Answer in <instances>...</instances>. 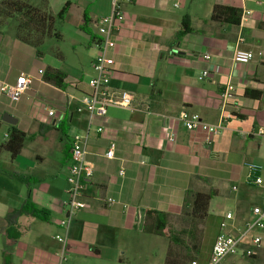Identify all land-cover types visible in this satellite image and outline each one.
I'll return each mask as SVG.
<instances>
[{
  "label": "crops",
  "instance_id": "obj_1",
  "mask_svg": "<svg viewBox=\"0 0 264 264\" xmlns=\"http://www.w3.org/2000/svg\"><path fill=\"white\" fill-rule=\"evenodd\" d=\"M23 1L55 16L70 4L65 20L57 24L67 28L69 36L61 34L57 43L70 40L72 61L61 47L58 61L46 59L40 48L15 35L14 23L0 29V86L14 84L21 74L32 78L19 103L0 94V144L8 141L13 128L26 134L17 158L0 155V229L8 225L6 216L27 201L35 211L14 222L18 240H6L0 232V264H83L91 258L125 264L130 262L126 253L135 256L139 248L142 253L149 249L143 233L147 210L181 216L188 189L216 193L204 223L214 232L213 241L197 259L205 263L225 213L243 223L253 207H264V184L246 181L249 163L261 165L264 178V0H119L110 88L131 93L133 108H109L105 118L91 122L76 108L90 93L89 80L95 75V24L111 14L113 0ZM216 5L241 10L240 23L214 21ZM247 11L251 14L243 17ZM86 46L91 74L85 73ZM237 49L252 52L254 59L236 63ZM48 68L67 75L66 88L44 81ZM204 71L210 73L207 78L202 77ZM228 84L234 91L224 99ZM48 110L56 116L49 117ZM183 110L210 124L226 118L225 128L207 141L204 132L187 131L177 120ZM6 114L17 124L6 123ZM77 135L87 137L85 164L93 176L84 181L87 206L67 230L60 222L68 199L71 142ZM112 142L114 158L108 159ZM261 234L264 243V231ZM263 260L264 245L253 258L236 255L222 264Z\"/></svg>",
  "mask_w": 264,
  "mask_h": 264
},
{
  "label": "built area",
  "instance_id": "obj_2",
  "mask_svg": "<svg viewBox=\"0 0 264 264\" xmlns=\"http://www.w3.org/2000/svg\"><path fill=\"white\" fill-rule=\"evenodd\" d=\"M176 7L179 3L175 4ZM245 12L244 16L250 15ZM121 15L119 0L112 1V12L110 15L102 17L96 22L97 37L95 45L97 54L92 63L95 75L89 80L90 93L85 94L78 102L76 111L78 113H87L90 122L94 119H103L107 116L109 108L132 109L134 96L126 91L115 93L110 88L111 72L115 64L111 54L116 47V33L119 30L118 20ZM205 59L211 60L209 55ZM233 59L236 63L248 64L254 59V54L249 51L237 49L234 52ZM43 75V71H39ZM209 71H204L202 77L207 78ZM32 84V78L21 74L17 77L14 84H3L0 86V94L8 97L13 104L21 101L23 95L29 90ZM234 87L227 85L223 97L230 98ZM48 116L54 118L56 113L54 110H48ZM177 120L183 127L190 132L200 130L206 134V140L210 141L213 136L219 135L225 128L226 118H221L218 123L210 124L202 120L197 113H191L183 110L179 113ZM98 132H102L103 128H98ZM263 134L262 131L259 132ZM170 141L175 140V136L169 137ZM87 137L75 136L71 142V160L69 166L68 182V199L64 203L65 214L60 222V226L69 229L71 223L75 219L76 214L84 210L87 206L83 200L84 181L93 176V169L85 164L86 160V144ZM116 144L112 142L106 153L108 159L114 158ZM120 175L124 176V169L120 171ZM246 181L256 186L264 184L263 167L256 163L247 164ZM264 231V207L255 206L251 209V218L243 223H238L234 214L225 213L219 223V230L216 236L211 254L205 263L198 260L192 264H222L228 257L242 255L246 258L257 256L258 252L263 248L262 232ZM60 242H64L63 238L58 237Z\"/></svg>",
  "mask_w": 264,
  "mask_h": 264
},
{
  "label": "trees",
  "instance_id": "obj_3",
  "mask_svg": "<svg viewBox=\"0 0 264 264\" xmlns=\"http://www.w3.org/2000/svg\"><path fill=\"white\" fill-rule=\"evenodd\" d=\"M69 7L70 4H66L55 16L51 12L32 7L23 0H5L0 2V29L7 23H14L16 25L15 35L18 38L36 48H40L47 39L55 38L57 41L62 40L61 34L57 32V24L65 20ZM241 15L242 11L239 9L216 5L213 9L212 19L220 23L238 25L241 21ZM183 28L185 33L191 31L186 24V20L183 23ZM84 30L90 34L87 29ZM92 38L96 39L93 35ZM43 79L45 82L59 89H64L67 86V75L57 69L48 68ZM246 94L256 99L261 97L260 93L247 92ZM25 139L26 134L24 132L16 128L11 129L8 141L0 144V155L9 153L12 159L17 158L24 147ZM186 195L181 216L185 222L190 224L189 229H183L177 233L170 226L172 217L169 214L156 210H147L143 233L167 238L175 245L185 244V236H189L196 241L197 235L200 232L199 225L205 223L210 201L216 193L215 191L209 193L194 192L192 189H188ZM28 212H35L29 201L20 210L9 213L6 216L5 220L8 225L0 229L1 234H3L6 240L16 241L20 238V233L14 222L21 214ZM202 234L203 231L199 233L200 242ZM193 247L197 251L196 253L199 254V244ZM197 259L192 260L189 264H192ZM164 264H187V260L174 256L169 249Z\"/></svg>",
  "mask_w": 264,
  "mask_h": 264
},
{
  "label": "rangeland",
  "instance_id": "obj_4",
  "mask_svg": "<svg viewBox=\"0 0 264 264\" xmlns=\"http://www.w3.org/2000/svg\"><path fill=\"white\" fill-rule=\"evenodd\" d=\"M57 32L60 34H64L65 38L69 36V31L67 28H62L61 26L57 27ZM47 41V42H46ZM43 45V47H40V50L45 53V58L50 59H57L58 61V47H61L62 51L65 52V56L67 61L71 60L72 56L70 55L71 47L69 45L70 40L66 39L62 43H57L58 41L55 38L47 39ZM88 46L84 47V60L87 62V70L85 71L86 74H91L89 60L90 57L88 55ZM70 57V59H69ZM66 61V60H65ZM72 61V60H71ZM66 63V62H65ZM2 135V133H1ZM76 219V217H75ZM75 219L71 223L75 222ZM171 228L175 230V232H180L183 229H189L190 224L188 222H185L182 218V216L179 217H173L170 220ZM200 232L203 231L201 242L199 233L197 235L196 241L194 239H191L189 236H185V244L183 245H175L172 244L169 239L163 238L160 236H154V235H146L148 240H150V246L148 251H145L142 253L141 249L139 248V253H137L135 256H130V254L126 253V257H128L130 262H125V264H161V262H165L167 251L170 249L172 251V254L174 256L180 257L184 260V258L187 260V264H189L192 260L201 257L204 252L209 248L210 244L213 241V234L214 232L212 230H208L207 225L201 224L199 225ZM151 241H154L152 244ZM199 244V254H197L195 251L194 245L198 246ZM147 248V247H146ZM166 250V251H165ZM156 252V253H155ZM164 256V257H163ZM83 264H110L104 260L91 258L89 261L84 262ZM164 264V263H163ZM259 264H264V260L261 261Z\"/></svg>",
  "mask_w": 264,
  "mask_h": 264
},
{
  "label": "water",
  "instance_id": "obj_5",
  "mask_svg": "<svg viewBox=\"0 0 264 264\" xmlns=\"http://www.w3.org/2000/svg\"><path fill=\"white\" fill-rule=\"evenodd\" d=\"M4 121L6 123H9L11 125H16L17 124V119L13 118L12 116H10L9 114H6L4 116Z\"/></svg>",
  "mask_w": 264,
  "mask_h": 264
}]
</instances>
